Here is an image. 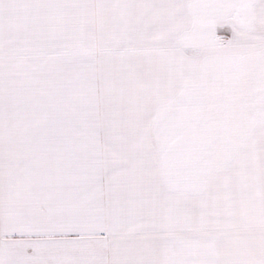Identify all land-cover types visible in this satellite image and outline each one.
Here are the masks:
<instances>
[{
  "label": "snow or ice",
  "instance_id": "obj_1",
  "mask_svg": "<svg viewBox=\"0 0 264 264\" xmlns=\"http://www.w3.org/2000/svg\"><path fill=\"white\" fill-rule=\"evenodd\" d=\"M0 264H264V0H0Z\"/></svg>",
  "mask_w": 264,
  "mask_h": 264
}]
</instances>
